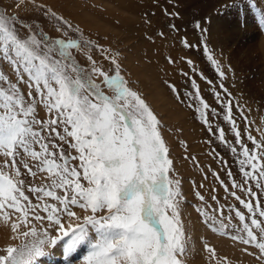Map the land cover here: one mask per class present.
Listing matches in <instances>:
<instances>
[{
	"label": "snow or ice",
	"instance_id": "snow-or-ice-1",
	"mask_svg": "<svg viewBox=\"0 0 264 264\" xmlns=\"http://www.w3.org/2000/svg\"><path fill=\"white\" fill-rule=\"evenodd\" d=\"M17 19L0 15V62H6L14 74L13 80L0 72V218L7 221L8 210H12L19 214L18 222L11 225L13 233L20 225L27 230L19 233L25 238L19 247L3 249L0 264H41V258L54 256L57 248L63 264H74L73 256L81 247L86 248V253L78 264H185L189 237L182 221L185 200L181 182L170 176L174 161L169 158L170 149L157 117L127 86L116 57H104L114 66L115 74L109 75L91 55H87L90 70H85L70 54L71 49L80 50L79 41L49 42L46 35L41 40L35 35L21 39ZM20 28L29 26L21 22ZM42 43L46 49L43 54L38 51ZM208 59L217 65L212 56ZM169 63L175 61L170 58ZM217 71L222 78L224 72L218 65ZM94 78H101L100 82ZM21 86H26V92ZM170 86L179 99L176 87ZM191 86L195 94L188 96L198 101V118L211 135L218 134V139L227 145L225 130L220 128L217 133L209 123L210 115L218 117L219 113L212 109L208 114L209 104L201 97L194 79ZM216 95L219 100L220 94ZM38 106L46 110L48 118L38 115ZM222 107L223 118L231 124L240 149L237 152L236 147L227 145L237 155L243 181L237 183L233 178L229 188L217 173L213 176L246 214L241 209L228 208L238 219L237 226L231 222V215H223V205L218 208L219 219L203 207L196 211L213 232L228 235L226 229H233L236 234L231 239L258 249L256 258L264 264V202L251 186L264 192V132L257 140L247 130L250 121L241 109L249 147L236 126L231 102ZM57 139L78 155L67 154L54 142ZM77 160L78 165H70ZM21 165L26 173H22ZM37 172L47 173V186H31L28 177H36ZM228 175L232 177L233 173L229 171ZM26 191L35 196L36 203ZM196 197L206 203L199 192ZM211 199L215 201L217 196ZM73 206L85 214L78 216L71 210ZM205 248L215 255L213 249L207 245Z\"/></svg>",
	"mask_w": 264,
	"mask_h": 264
},
{
	"label": "rangeland",
	"instance_id": "rangeland-1",
	"mask_svg": "<svg viewBox=\"0 0 264 264\" xmlns=\"http://www.w3.org/2000/svg\"><path fill=\"white\" fill-rule=\"evenodd\" d=\"M51 13H55V17ZM0 15L18 18L16 27L21 39L35 35L41 40L45 32L49 42L54 41L55 37L79 41L80 50L71 49L70 54L85 70H90L87 55H91L109 75L115 74L114 66L104 57H116L127 86L140 95L157 117L165 143L170 149L169 158L174 161V172L170 176L174 175L175 179L180 180L185 200L182 204V221L189 237L185 264H260L256 258L258 249L233 241L231 235L236 233L231 228L226 229L228 235L213 232L196 209L203 207L219 219L218 208L223 205V215H231V222L237 226L239 221L234 212H228V208L235 207L246 214V210L220 183L223 181L230 188L233 178L237 183L243 181L237 155L227 146L236 147L237 152L240 150L235 144L231 124L223 118L225 107L222 104L227 106L230 101L233 105L236 126L245 144L251 147L246 139L241 109L250 121L247 130L257 140L262 139L264 0H0ZM21 22L29 28H20ZM85 41L90 43L86 44ZM38 51L41 54L46 51L43 43ZM52 55L59 58L56 53ZM209 55L217 61L219 71L224 72L222 78L217 65L208 59ZM170 58L175 63H169ZM130 64L132 70L129 69ZM0 72L14 80L11 67L6 62H0ZM94 79L99 83L101 78ZM193 79L200 89L201 97L209 104L208 114H211L212 109L219 113L218 117L210 115L209 123L217 133L220 128L225 130L227 145L218 139V134L211 135L198 118L199 114L195 111V107L199 106L198 101L190 100L188 96L189 93L195 94L191 86ZM221 83L223 88L220 87ZM170 85L178 90L179 99ZM21 87L26 92V86ZM102 88L111 95L103 85ZM155 90L160 94L159 101H154ZM217 93L220 94L219 100ZM190 104L194 107H190ZM38 115L48 118L42 106H38ZM54 142L60 144L67 154L78 155L66 143L58 139ZM78 163V160L71 161L70 165L76 166ZM21 170L22 173L27 172L22 165ZM229 171L233 173L232 177H229ZM214 172L219 175L220 181L213 176ZM28 179L34 187H45L50 183L47 173L37 172L36 177L29 176ZM82 183L86 185L85 181ZM251 186L264 202V192L256 189L254 184ZM235 191L247 199L239 189ZM196 192L205 197L206 203L197 199ZM26 195L33 203L37 202L31 193L26 191ZM213 195L217 196V200L211 199ZM46 199L55 203L51 198ZM71 210L81 217L85 214L84 210L75 206ZM8 211L9 219L5 221L0 218V222L8 224L11 241L0 247V255L5 254L3 249L7 246L19 247L25 242L19 233L27 228L20 225L17 232L13 233L11 225L18 222L19 214ZM223 222L227 224L228 220ZM205 245L213 249L215 255ZM55 253L50 258H41V261L63 264L60 255ZM85 253L86 248L78 249L73 256L74 263L78 264Z\"/></svg>",
	"mask_w": 264,
	"mask_h": 264
},
{
	"label": "bare ground",
	"instance_id": "bare-ground-1",
	"mask_svg": "<svg viewBox=\"0 0 264 264\" xmlns=\"http://www.w3.org/2000/svg\"><path fill=\"white\" fill-rule=\"evenodd\" d=\"M129 69L130 70L133 69L131 64H130ZM155 93H156V90H155ZM153 97H155L154 101L160 100V94L159 93H156V96H153ZM10 241H11V235L8 233V224L0 222V247L4 246L6 242L10 243ZM12 242H13V239H12ZM58 251H59L58 248L54 250V252H57L59 254ZM46 263H47V261H41V264H46ZM74 264H76V263H74Z\"/></svg>",
	"mask_w": 264,
	"mask_h": 264
},
{
	"label": "water",
	"instance_id": "water-1",
	"mask_svg": "<svg viewBox=\"0 0 264 264\" xmlns=\"http://www.w3.org/2000/svg\"><path fill=\"white\" fill-rule=\"evenodd\" d=\"M45 35L47 36V33L44 32V33H43V36H45ZM56 39H59V37H55V38H54V40H56Z\"/></svg>",
	"mask_w": 264,
	"mask_h": 264
}]
</instances>
